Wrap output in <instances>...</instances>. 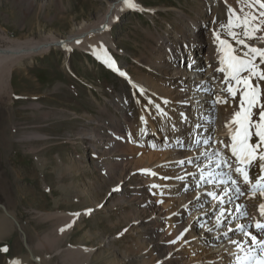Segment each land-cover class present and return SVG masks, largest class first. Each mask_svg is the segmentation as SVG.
Masks as SVG:
<instances>
[{
	"label": "rangeland",
	"instance_id": "obj_1",
	"mask_svg": "<svg viewBox=\"0 0 264 264\" xmlns=\"http://www.w3.org/2000/svg\"><path fill=\"white\" fill-rule=\"evenodd\" d=\"M33 2L30 7L26 0H0V47L66 43L16 59L0 85V204L26 237L25 246L11 225L0 240V249H8L0 251V264H66L65 256L76 252L85 254L83 264H229L228 253L235 246L223 238V228L215 229V218L205 215L216 203L204 195L211 186L197 187L185 175L198 174L194 164L181 168L176 163L199 156L205 148L189 138L191 146L179 152L172 129L178 121L172 104L179 98L191 108L189 131L194 133L192 125L199 122L203 129L198 138L225 141L228 104L212 110L211 96L196 90L207 81L205 89L222 95L212 80L222 75L214 71L220 66L214 30L220 31V22L226 20L225 13L219 17L222 0H137L143 11L121 10L122 0ZM117 7L111 25L99 26L111 14L109 8ZM192 21L198 23L196 33ZM77 39L101 47L114 67L85 49L67 46ZM117 128L125 131L126 143L121 144L133 151L114 149ZM112 165L117 169L110 174ZM165 176L187 181L160 178ZM186 184L190 187L184 194L175 192ZM244 200L255 199L245 195L237 203ZM182 210L178 223L163 220ZM131 214L140 221L160 214L162 227L156 233L136 228ZM0 217L5 218L1 208ZM63 217L72 223L62 234L56 222ZM218 235L220 240L215 239ZM210 256L216 258L206 260Z\"/></svg>",
	"mask_w": 264,
	"mask_h": 264
},
{
	"label": "snow or ice",
	"instance_id": "obj_2",
	"mask_svg": "<svg viewBox=\"0 0 264 264\" xmlns=\"http://www.w3.org/2000/svg\"><path fill=\"white\" fill-rule=\"evenodd\" d=\"M222 2L226 8V20L220 22V31L214 30L220 54V66L214 71L222 75L219 78L212 77L214 82L219 83L222 95L217 94L214 88L205 89L207 81L197 85L196 90L205 91L211 96L212 110L218 104H228L233 108L231 118L225 123L230 131L229 142L207 137L198 138L203 125L195 122L192 125L195 132L190 130L188 136L197 148L204 146L205 150L195 158L182 159L176 163L181 168L186 163L194 164L199 170L198 174L186 172L185 175L191 177L197 187L205 184L211 186L212 190H207L204 195L216 203L211 205L210 211L205 215L211 214L215 218V229L219 231L223 228L221 235L229 244L235 246V251L228 253L232 258L230 264H264V0H235L236 7L229 4L228 0ZM122 4L121 10H144L137 0H122ZM216 22L217 18H214L213 23ZM105 63L109 67L115 65L110 57L105 59ZM119 74L126 75L124 72ZM164 103L167 104L168 101L164 100ZM155 107L164 114L159 105ZM180 118L184 123L188 122L185 113L181 112ZM141 120L144 118L141 117ZM172 129L176 131L175 124ZM141 132H146V129H141ZM177 143L184 146L179 137ZM217 144L220 145L219 148L216 147ZM203 161L207 163L203 164ZM160 178L180 181L185 179L181 176ZM245 185L246 191L243 187ZM187 187L185 185V190ZM118 190L119 188L113 189ZM257 194L261 200L257 206L259 218L249 217L246 205L237 201L245 195L254 199ZM200 199V196L196 197L197 201ZM230 206H234L235 214ZM241 220L247 222L241 223ZM200 227L205 225L201 224ZM207 231L212 232L213 228H208ZM183 235L181 233L177 240ZM236 235L242 238L235 239ZM220 238L219 235L215 237L216 240ZM0 251L7 252L8 249L5 247ZM10 264H20V261L13 260Z\"/></svg>",
	"mask_w": 264,
	"mask_h": 264
},
{
	"label": "bare ground",
	"instance_id": "obj_3",
	"mask_svg": "<svg viewBox=\"0 0 264 264\" xmlns=\"http://www.w3.org/2000/svg\"><path fill=\"white\" fill-rule=\"evenodd\" d=\"M26 3L27 4H29V6L31 7L32 5H33V0H26ZM228 3L229 4H231L233 7H236V2H235V0H228ZM119 8L120 7H117L115 10L113 9V11H112V9L111 8H109V11H110V13L111 14H109V17H107V16H104V18H103V20L101 21V23L99 24V26H102V25H104V23L106 22V23H108V25L110 26L111 25V23H112V21H113V17H114V15H117L118 13H119ZM226 12V9H225V6H224V3H223V5H222V10L219 12V17L220 18H222V16H224L223 15V13H225ZM108 21V22H107ZM197 22L196 21H192V23H191V26H192V33H196V29H197ZM182 31H183V29H182ZM191 35V34H190ZM192 35H194V34H192ZM185 36V35H184ZM77 41H78V39L77 40H75V41H73L72 42V40H69L68 42V44L69 45H67V46H70V47H72V48H78V49H81V50H87V52H91L98 60H100V61H103V62H105V59L106 58H108V55H107V53L101 48V47H98V46H96V45H94V46H90V45H84V44H79V43H77ZM165 41V40H164ZM42 42V41H41ZM57 42H56V40H52L51 42H46V43H37V42H27V43H24V44H22V45H20V46H16V47H8V48H5V49H2L1 47H0V85L2 86L3 85V82L5 81V79H4V75L7 73V72H9V68H10V65L9 64H11V63H13L14 61H16V59H18V58H21V57H29V56H33V55H35L36 54V52H39V53H44V52H48V50L50 49L49 48V45H53V48L54 47H59V46H54V44H56ZM71 43V44H70ZM63 46V45H62ZM62 46H60V47H62ZM64 47V46H63ZM52 48V47H51ZM84 50V51H85ZM169 50V49H168ZM212 56H213V58L215 57V55H214V53H212L211 54ZM207 57H208V55H207ZM172 66L174 65V61H175V56H172ZM151 59V58H150ZM20 60V59H19ZM6 77V76H5ZM140 82H144V81H140ZM146 83V82H145ZM188 91V90H187ZM232 103V102H231ZM172 110L175 112L176 111V113H173L172 115H175L176 116V118L178 119V121H176L175 122V125H176V132H174V136H176V146H177V149H178V151L179 152H181V150L183 149V148H189L190 146H191V142L189 141V136H188V133H189V126H187V123H184L183 121H181V118H180V116H179V114H178V117H177V112H183V113H185L187 116H191V112H190V110H191V108H189L188 106H187V104H184L183 102H181V101H179V98L178 99H175V101H174V103L172 104ZM177 106V107H176ZM178 108V109H177ZM232 112H233V108H231V107H227V109L224 111V115H223V117H224V120H223V122H224V125L222 126V128H224V130H225V135H224V138H225V143H228L229 142V136H230V131H229V129L228 128H226L225 127V123H226V121L227 120H229L230 118H231V114H232ZM128 121H126V124H125V129H126V127L128 126L129 127V124L127 123ZM171 124H172V122H171ZM114 127V126H113ZM119 128V127H118ZM117 128V129H118ZM124 129V130H125ZM128 129V128H127ZM136 129V128H135ZM129 132H130V134H131V132L132 131H130L129 130ZM94 133V132H93ZM115 134L113 135L114 137V139H116V142H114L115 143V145L116 146H114L115 148L114 149H116L117 150V148L118 149H120V146H123V151H125L126 153H128V152H131V151H133V150H131L130 148H129V146H127V144L126 145H124L125 143H126V141H124V139H125V131H122L121 130V128L120 129H118V130H115V132H114ZM4 134V133H3ZM94 135V134H93ZM99 135V134H98ZM128 135H129V133H128ZM110 136H111V134H110ZM140 136V135H139ZM29 138H31L30 136H28ZM38 137V136H37ZM99 136H97V134H96V138H98ZM180 138V140L183 142V144H184V146L183 147H181V145L180 144H178L177 143V138ZM20 139H22V137H20ZM24 139V138H23ZM121 142H123L124 144H121ZM97 146V145H96ZM105 146V145H104ZM107 148H109V147H107ZM114 149H112V150H114ZM134 149V148H133ZM139 149V148H138ZM137 150V149H136ZM115 151V150H114ZM122 151V152H123ZM137 152V151H136ZM139 153V152H138ZM154 155V154H153ZM152 156V155H151ZM156 156V155H155ZM158 156V155H157ZM167 157V156H166ZM156 158V157H155ZM111 163H112V161H111ZM133 164V163H132ZM108 165H110V164H108ZM108 165H106V167H108ZM129 165H131V164H129ZM139 167V166H138ZM177 167H178V165H177ZM109 168V167H108ZM107 168V170H109ZM116 169H117V167H115V165H112V167L110 166V170H109V172L108 173H112L113 171H116ZM121 171H123V170H121ZM186 171V170H185ZM124 172V171H123ZM187 172V171H186ZM184 173V172H183ZM109 174V175H110ZM113 174V173H112ZM128 174V173H127ZM108 175V176H109ZM122 176V175H121ZM125 177V176H124ZM124 177H123V179H124ZM114 181V180H113ZM122 182V180L121 179H119L118 180V182ZM184 181H187V179L185 180L184 179ZM114 183V182H113ZM111 184V183H110ZM120 184V183H119ZM187 185V184H186ZM116 186V185H115ZM118 186V185H117ZM124 186V185H123ZM202 186H204V185H202ZM120 187V186H119ZM189 185H188V187H187V190L189 189ZM244 187V190L246 191V189H247V186L245 185V186H243ZM121 188V187H120ZM177 190H180V192L182 193V194H184L187 190H185V185H182L181 187H179V188H177L176 189V193L178 192ZM172 194H174L173 192H172ZM180 195V194H179ZM123 198H125V197H123ZM245 199V198H244ZM255 199V200H254ZM253 200L254 201H252V202H248V201H245L244 200V205H246V208H247V212H248V214H249V217H252V216H255V217H257V218H259V213H258V211H257V206H258V204L261 202V200H260V197H259V195L257 194V196H256V198H254ZM185 200V199H184ZM150 202V201H149ZM144 204V203H143ZM192 204V203H191ZM188 205V204H187ZM153 206V205H152ZM5 210H6V208H5ZM155 212V211H154ZM3 213H4V216H5V218L4 217H0V240L1 239H3V237H5V236H7V234L11 231L10 229H11V225L13 224V226H14V222H13V220H14V218H9V217H11L10 215H9V213L7 212V210H6V212H4L3 211ZM184 214H185V211L184 210H182V211H180V213H178V215H176V216H174V217H172V218H169V219H167V218H164L163 220L166 222V223H169L170 225H173V224H175V223H178L179 221H181V219H182V217L184 216ZM154 215V217L152 218V219H150V220H147V221H140V219L138 218V220H137V218H134V217H132V214L131 215H129L130 216V218L132 219V221H134V223H133V225H135L134 227H136V228H139V227H148L149 229H151V230H153V233H156L157 232V229H159L160 227H162L161 225H159L160 223L158 222L159 221V215H158V217L155 215V214H153ZM72 216V215H71ZM71 218H73V217H71ZM12 222H10V221ZM72 221V219L71 220H69V219H67L66 217H63V218H61L60 220H58V222H56V223H58V228H59V230L61 229V232H62V234L63 233H65V232H67V231H69V229H70V226H69V224H70V222ZM131 221V220H130ZM53 222V221H52ZM104 222V221H103ZM72 223V222H71ZM104 224V223H103ZM50 226V225H49ZM80 227V226H79ZM150 230V231H151ZM73 232V231H72ZM76 232V231H75ZM59 239V238H58ZM55 242V241H54ZM50 243V242H49ZM198 250H199V248H198ZM171 252V251H170ZM225 254V253H224ZM224 254H222V255H224ZM32 255H33V253H32ZM35 255V254H34ZM85 254H79V252H76V253H72V254H70L69 256H65V262H66V264H83L84 262H83V260H85L86 259V257L84 256ZM222 255H219V256H222ZM64 257V256H63ZM214 258H216V257H213V256H210V257H206V260H212V259H214ZM230 259V258H229ZM231 260V259H230ZM38 262H39V264H47L45 261H43V260H38ZM222 263H226V262H222ZM166 264H169V261L167 260L166 261ZM229 264H230V262H229Z\"/></svg>",
	"mask_w": 264,
	"mask_h": 264
},
{
	"label": "water",
	"instance_id": "obj_4",
	"mask_svg": "<svg viewBox=\"0 0 264 264\" xmlns=\"http://www.w3.org/2000/svg\"><path fill=\"white\" fill-rule=\"evenodd\" d=\"M65 43H66V42H57L56 44H54V46H61V45L65 44ZM52 46H53V45H49V48H51ZM0 208H1L4 212H6L5 207H4L3 205L0 204ZM9 218L12 219V217H9ZM13 222H14V228H16V229L21 233V235H22V237H23V240H24V244H25V246H26V237H25V233H24V231L21 229V226L19 225V223L17 222V220H13ZM26 249H27V251H28V253H29V250H28L27 247H26Z\"/></svg>",
	"mask_w": 264,
	"mask_h": 264
}]
</instances>
